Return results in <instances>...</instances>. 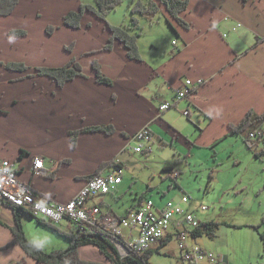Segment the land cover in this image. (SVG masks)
Segmentation results:
<instances>
[{
	"label": "crops",
	"instance_id": "0c3cea01",
	"mask_svg": "<svg viewBox=\"0 0 264 264\" xmlns=\"http://www.w3.org/2000/svg\"><path fill=\"white\" fill-rule=\"evenodd\" d=\"M188 3L181 15L188 28L173 22L169 26L165 10L153 17L136 15L140 28L131 32L140 33L137 61L128 57L119 41H114L111 51L104 50L111 33L90 13L85 14L78 30L63 25L64 17L79 9L80 0H20L12 15L0 17V161L10 160L19 179L41 199L60 203L73 199L97 173L107 172L109 163H120L132 182L125 185L123 179L116 193L94 202L104 213L124 216L149 199L144 191L132 192L137 164L129 153L149 155L134 151L133 137L142 128L152 133L150 149L160 138L155 127L175 124L172 111L195 127L192 136L196 141L207 134L214 141L218 136H238L230 125L238 126L247 114L253 122L252 132L264 130V120H260L264 116V0ZM159 16L166 20L168 30L160 21L155 23ZM107 23L115 26L109 20ZM49 26L58 28L48 35ZM12 30L29 33L9 36ZM72 59L80 64L83 75L61 88L51 78L36 75V68H61ZM12 62L23 63L28 69L13 71L2 65ZM95 62L112 85L96 81ZM186 79L203 83L188 99L162 112L161 104L170 100ZM186 111L188 116L183 114ZM108 125L114 127L113 134L80 132L72 145V133ZM35 157L44 160L42 176L32 173ZM166 168L169 173L176 170L172 165ZM153 188L149 183L148 192ZM113 201L125 207L121 214L114 212ZM14 213L7 202L0 203V264H18L22 258L26 264H39L13 244ZM21 219L24 228L37 225L51 231L29 214H22ZM66 224L67 229L61 231H75L72 223ZM173 233L170 240L176 238ZM79 254L86 262L109 263L95 245L82 246Z\"/></svg>",
	"mask_w": 264,
	"mask_h": 264
},
{
	"label": "rangeland",
	"instance_id": "374dc122",
	"mask_svg": "<svg viewBox=\"0 0 264 264\" xmlns=\"http://www.w3.org/2000/svg\"><path fill=\"white\" fill-rule=\"evenodd\" d=\"M80 2L81 5H95L94 0ZM130 6L132 0H123V3L108 15L107 22L109 20L119 27L129 25L132 16ZM159 21L162 27L168 30L166 20L159 16L155 23ZM25 32L24 36L29 33ZM77 57L80 58V55ZM84 60L83 57V63ZM172 113V117L177 119L173 121L176 125L166 123L162 124V127H155L160 138H156L149 155L129 153L137 164L133 177V194L144 191L150 200L160 205L171 199H179L186 193L192 200L190 210L195 219L204 223L211 221L218 223L214 238L201 236L191 239L190 242L194 246L204 254L218 259L225 258L227 264H264V241L261 238V234H264L262 223L264 130L259 129L261 136L255 139L250 138L252 126L238 136L234 134H229L227 138L218 136L216 142L213 140L214 137L208 134L196 141L192 136L195 127L182 114L174 111ZM192 122L196 125L194 121ZM196 126L200 127L199 124ZM173 129H176L177 133ZM134 163H131V168ZM171 165L176 170L169 173L166 167ZM122 175L125 185L132 182V176L126 171H122ZM149 183L155 188L148 192ZM176 184L181 186L180 189L176 188ZM126 195L131 198L129 193ZM112 205L117 214H121L125 209L122 204L118 206L114 201ZM63 221L61 226L53 224L59 230L67 229L68 220ZM36 226L23 228L26 237L33 244L48 251L61 250L69 246L70 242L66 237L58 235L52 229L51 232ZM128 231L129 229H125L123 234L127 235ZM148 264H210V262L207 258L197 263L184 260L178 240L172 237L159 251L155 250L152 253Z\"/></svg>",
	"mask_w": 264,
	"mask_h": 264
},
{
	"label": "built area",
	"instance_id": "2783aa9c",
	"mask_svg": "<svg viewBox=\"0 0 264 264\" xmlns=\"http://www.w3.org/2000/svg\"><path fill=\"white\" fill-rule=\"evenodd\" d=\"M202 83L203 81L193 82L191 79H186L181 87L174 91V96L161 104L160 110L166 112L174 108L188 99ZM189 113V111L183 112L185 116ZM260 136L259 129L250 132L251 139ZM133 140L136 143L134 148L136 153L151 152L148 146L152 140L150 129L142 128L134 135ZM13 168L14 165L10 160L0 161L1 204L10 202L12 205L23 207L33 217L54 224L68 220L75 226L77 233L109 235L121 259L144 255L161 245L170 233L174 232L182 257L189 263H197L206 258L210 264L228 263L225 258L218 259L204 254L190 242L193 239V231L200 226L201 222L189 211L187 206H190L192 200L186 193H183L179 200L171 199L161 207L153 200L146 199L138 208L128 211L124 216L104 213L94 200L117 192L118 186L123 182L120 163L113 162L108 166L109 170L106 169L107 172L98 173L88 179L75 197L65 203L41 199L31 186L19 179ZM44 169V160L41 157H35L32 173L42 176L45 174ZM203 209L206 210L204 206ZM125 229H129L130 233L124 235ZM120 237H123V240Z\"/></svg>",
	"mask_w": 264,
	"mask_h": 264
},
{
	"label": "trees",
	"instance_id": "16d2710c",
	"mask_svg": "<svg viewBox=\"0 0 264 264\" xmlns=\"http://www.w3.org/2000/svg\"><path fill=\"white\" fill-rule=\"evenodd\" d=\"M20 0H0V17L10 16L16 9ZM95 5L90 6V4L80 5L78 11L69 12L63 19V25L78 30L81 28L82 20L86 13H90L97 19L104 22L108 27L111 36L108 41V44L104 47L105 51H111L113 49L114 41H119L127 49V55L130 59L140 60L139 47L137 38L140 36V33H132V30H138L139 19L136 18V15L141 17H153L160 13L162 10H165L168 15L167 24L172 26V22L178 24L182 28H188L189 24L182 19L181 15L189 7L188 0H132L131 7V21L129 25L126 26H111L107 23L108 15L119 5L123 3V0H94ZM57 26H49L47 28L48 35L53 34ZM24 30L10 31L8 33L14 37H21L25 35ZM8 69L13 71H26L28 67L23 63H5L2 64ZM93 70L96 74V81L98 83H103V85H112V80L105 77L101 72L98 64L95 62L92 65ZM36 75L43 77H48L54 80L58 87H63L68 81L75 80L77 77L83 75V70L80 64L76 60H71L69 64L58 68H43L39 67L35 69ZM264 120V116L260 118ZM253 126V122L250 118V114H247L245 120L236 125H230V128L236 134H241L249 127ZM115 131L112 125L108 126H95L91 128H85L79 132H74L72 136V145H75L77 137L80 132L93 133L101 132L107 135L113 134ZM113 163V162H112ZM112 163H109L112 164ZM171 170V169H170ZM173 170V169H172ZM98 174V173H97ZM143 196V195H142ZM141 196V198H143ZM9 206L15 211V226L12 228V233L14 235V243L19 245L26 256L37 261L39 264H96L93 262H86L80 257L79 249L83 246L95 245L101 254H103L108 260V264H148L152 253L156 250L159 251L161 247L165 246L170 241V236H168L161 244L160 247L154 248L146 252L144 255L140 256H130L125 259H121L117 254L113 243L110 241L109 235H98L92 233H77L74 232H64L59 230L54 226L53 223L48 222L44 219L36 218L40 225L48 227L60 236H64L70 242L69 246L61 250H51L45 251L38 245L33 244L28 240L26 234L24 233V224L21 219L22 214H29L23 207L15 206L7 202ZM31 215V214H29ZM32 216V215H31ZM33 217V216H32ZM264 224V215L262 219ZM218 228V223L216 222H201L200 226L193 231L192 237L197 239L201 236H208L210 238L215 237V233ZM76 229V228H75ZM74 229V230H75ZM261 238L264 241V234H261ZM123 240V237H120ZM18 264H26V261L22 258Z\"/></svg>",
	"mask_w": 264,
	"mask_h": 264
}]
</instances>
